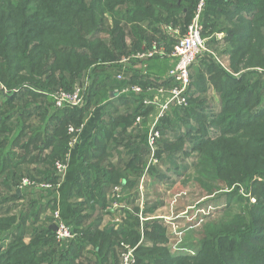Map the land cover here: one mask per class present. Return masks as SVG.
I'll return each instance as SVG.
<instances>
[{
    "label": "trees",
    "instance_id": "trees-1",
    "mask_svg": "<svg viewBox=\"0 0 264 264\" xmlns=\"http://www.w3.org/2000/svg\"><path fill=\"white\" fill-rule=\"evenodd\" d=\"M197 2L0 0V264H116L123 250L113 249L117 240H137L140 227L132 210L151 153L145 124L153 109L143 96L176 83L136 72L117 85L114 77L123 65L118 60L126 49L148 44V30L159 34L163 21L185 29ZM137 17L146 33L130 24ZM200 20L202 34L211 36L206 47L227 43L228 59L222 66L203 53L190 67L186 103H171L155 125L157 161L147 172L178 174L205 158L218 182L244 186L255 203L231 190L227 202L241 207L231 218L207 224L192 255L170 253L160 219L144 222L151 243L135 249V264H264V0H204ZM165 35L170 51L174 42ZM85 81L82 106L54 108L56 89ZM133 83L143 92L109 99L115 86L119 91ZM210 89L218 102L208 96ZM97 108L94 132L69 152L65 172L58 174L54 163L65 160L72 137L67 128L84 126ZM22 137L27 141L21 147L37 152L29 149L20 162L5 145H19ZM191 154L195 160L186 163L183 157ZM23 177L32 183L19 190ZM116 186L120 197L114 196ZM115 201L124 208L111 209ZM161 204L147 201L141 212L152 215ZM54 211L72 238L56 240L50 228ZM119 217L115 226L112 220Z\"/></svg>",
    "mask_w": 264,
    "mask_h": 264
},
{
    "label": "rangeland",
    "instance_id": "rangeland-1",
    "mask_svg": "<svg viewBox=\"0 0 264 264\" xmlns=\"http://www.w3.org/2000/svg\"><path fill=\"white\" fill-rule=\"evenodd\" d=\"M178 2H180V0H178ZM197 4L198 2L196 3L195 8L197 7ZM192 15H194V13H192ZM109 18L111 21L112 18L111 17ZM141 19L142 18L137 17L136 23H130V24L133 25L132 27H135V26L137 27L139 26V24L140 25L142 24L140 22ZM160 20H162V18H160ZM189 22L187 21V24ZM160 24L162 26L158 25L159 27H162V28L166 27L167 32H170V34L173 35L174 38L169 37V41L171 40L172 42H174L178 36L180 37L181 35L185 33L186 26H187V24L184 23V25L185 24L186 25L184 26L185 29H183L182 25L176 24V25H179V26H176L174 25L173 21H169L168 23L163 21ZM152 25H155V23H152ZM139 28H140L139 34L146 33V29L140 26ZM160 31L161 32H158L159 34H156L157 35L156 37H154L151 33H149L148 34L149 43L143 44V45L141 44V46L139 45L138 47H136V49H134V51L149 49L152 43L154 42L157 43L159 41L164 42V45H168V42L165 39L161 38L163 34V30H161V28H160ZM219 34H220L219 32H216V35H219ZM209 37L211 36L210 35L206 36L202 34V38L205 41ZM217 37L219 38V41L223 40L222 36H217ZM127 42H129V37H127ZM214 48L215 49H212L211 51L213 58L218 63H220L222 66L225 65L226 60L228 59V56L226 55V52H225L229 48L228 44L227 43L226 44L217 43L214 46ZM130 50L131 49H126L125 51L126 53L122 54V56L130 53ZM145 62L146 61H144L143 63ZM138 64H142V63H138ZM134 67H135V63L132 62V63H129L128 65H123L122 69H120V73L118 72L119 74L115 72L116 74L114 73L115 74L114 78L116 80V84L118 85L119 83L123 82L124 80L123 76L125 75L124 72H127L128 68H129V71H131L133 69H136ZM171 68L169 66L168 69H171ZM167 71L165 72V74L167 73ZM89 72H91V74L94 75L96 73V70L95 71L91 70ZM195 72L196 71L193 68L191 74L194 75V78L196 76ZM163 75L154 76V75L147 74V77L158 78V77H162ZM87 80H89V78ZM86 82L88 83L89 81H86ZM131 85H134V83ZM208 86H209V83H208ZM194 87L193 88L190 87L191 91L189 93L195 92ZM1 88L2 90L5 91V93H7L3 86H1ZM114 88H116V86ZM59 89H62L63 91H68L67 89H64V88H59ZM59 89H56L53 92V94L59 91ZM150 89H153V88H150ZM141 90L142 91L140 93L143 92L142 88ZM208 92H209L208 96L214 97L213 95L214 91H212V89H210ZM155 93H157V91ZM120 94L121 93H119L118 95ZM150 96L151 95L149 94L144 95L143 98L149 99ZM51 97L53 98V96ZM53 105H54V108H58L55 106L54 100H53ZM169 106L162 111V114L160 116H158L159 111H160L159 109L153 112V119L151 121L147 120V123L145 124L148 129L147 131L148 133L153 126L155 128V125L158 119L161 116L165 115V113L167 112L166 110L170 109ZM65 107H71V106H65ZM61 108H64V107H61ZM90 114L92 116L94 112H91ZM90 114L88 115V118L90 117ZM98 120L96 122V125L98 123ZM140 121H141V117H139L138 121L136 120V122H140ZM86 122L84 123V125L86 124ZM83 129H84V126H82V129L79 131V134L82 133ZM24 137L21 138L22 142H19L20 143L19 145L15 143L13 144V142H12V146L11 144L5 145V151H10L12 154L14 153V156H13L14 160H18L20 162L27 160V158L24 159V158H21V156H23L26 153V151H28L29 149H30L29 153L33 155H35V153L37 152L33 146L28 147L27 149L21 147V145L27 141L26 138ZM153 152H154V144H153V150H151L150 157L148 158L145 171L142 174V177L140 178L141 182L137 188V191H139V199L137 200L138 202L137 209L134 210L131 205H127V209H129L130 211L133 209L132 210L133 216L138 217V223H139L140 228H139V234L137 236V240L135 242L133 241L126 242L123 240L121 241L117 238L118 240L117 239L116 240L118 241V245H115V247L113 246V249H132V252L135 255V249H137L139 245L141 244L149 245L151 243L150 235L146 233V231L149 230V225L146 226L145 223L149 222L150 220L152 221L153 219H160L161 224H164L166 227V231H167L166 232L167 233L166 244H167V249L170 251V253L177 254V255H180V254L192 255L197 249L200 238L203 235L202 229L206 227L207 224L211 222L221 221V219L223 220V218L229 219L232 217L231 216L232 214H235L238 212L239 208L241 207L240 203L233 202L230 205L227 202L228 194H230L229 192H231V190L236 189V192L238 194H241L243 197H248L250 203H255V198L252 197L250 191H246V189L243 188L244 186L236 185V186L230 187L223 183L218 182L217 179L213 175L211 164L207 160H205V158H200L198 160L197 166H192L191 168L187 170H183L178 174L166 172L164 176L160 177L157 175L156 172H152V171L147 172L148 165H152L156 163L157 161V159L154 156H152ZM29 153H27L26 155H28ZM193 155L195 154H191L189 156L183 157L185 162L192 163L195 160L193 159ZM152 159H156V160H154L153 162ZM32 164L33 166H35V162H32ZM24 178L25 180H28V178L23 177V179ZM120 188L121 186H116L114 188V196L120 197ZM18 189L19 190L21 189L20 186H18ZM132 194H135V192H132ZM147 201H152V202L158 201L159 203H162V204L158 207L156 212H154L152 215L145 216L142 214L141 211L144 206V203ZM123 205L124 204L122 202L115 201L111 205V209H117L118 207L123 209L124 208ZM46 213L49 215L51 214L50 210L46 211ZM122 219H123L122 217H119L117 219L112 220V223L115 226H117L119 222H122ZM29 239H30L29 237H25L24 242L27 243ZM107 239H109V237H107ZM116 257H118L117 254H116ZM117 260L118 258L116 259V264H118Z\"/></svg>",
    "mask_w": 264,
    "mask_h": 264
},
{
    "label": "built area",
    "instance_id": "built-area-1",
    "mask_svg": "<svg viewBox=\"0 0 264 264\" xmlns=\"http://www.w3.org/2000/svg\"><path fill=\"white\" fill-rule=\"evenodd\" d=\"M204 0H199L197 7L195 8L194 15L188 23L185 33L178 36L174 41L173 47L170 51L167 50L164 42L152 43L149 49L132 51L126 55H123L118 61L119 63L125 64L130 61H141L144 59H150L153 57H172L174 63L172 68L169 70L167 77L172 78L175 81V85L170 89H165L163 87H158L156 89L157 93L166 92L169 95V99L161 106L159 115L162 114V111L166 109L171 103L176 101L178 104L186 103V90L190 85V67L196 63L198 58L203 53L212 52L206 47L205 40L202 38L203 25L200 20V13L203 7ZM217 36H223L222 33L216 35V39H219ZM88 83L85 81L82 85H76L71 90L55 92L53 96L54 104L56 107L61 108L65 106H82L84 104V93L87 89ZM142 90L139 85H130L129 87L122 88L119 93H140ZM145 103H153V100L148 99L144 100ZM139 117H137L138 121ZM82 129V126L79 128H74L69 126L67 131L72 135L71 139L68 142V151L64 161L57 160L54 163V167L58 174L63 175L66 169V160L69 156V152L72 149H76L80 143V134L79 131ZM158 137V132L154 126L150 129L147 137V144L151 150H153V144L155 138ZM153 156V153H152ZM151 160V159H150ZM156 159H152L154 162ZM150 163V162H149ZM32 182L25 180L21 181V187L30 185ZM41 186L47 188L49 184H41ZM53 224L56 225L55 237L57 241H62L70 239L73 237V233L70 228L62 221L58 211L53 213ZM194 254V253H193ZM119 264H135V257L132 252V249H123L120 253Z\"/></svg>",
    "mask_w": 264,
    "mask_h": 264
},
{
    "label": "crops",
    "instance_id": "crops-1",
    "mask_svg": "<svg viewBox=\"0 0 264 264\" xmlns=\"http://www.w3.org/2000/svg\"><path fill=\"white\" fill-rule=\"evenodd\" d=\"M159 26H162V25L160 24ZM159 26H158V29H159L158 32H160V28H161V30H163V34H166L165 37L168 38V40H169V37H173V35L170 34V32H167L166 27L162 28ZM149 33H150V31L148 30V34ZM153 36L156 37L157 35L153 34ZM129 42H131L130 38H129ZM129 42H127V43H129ZM142 45H143V43H142ZM131 50H134V49H131ZM144 61H146V62L143 63ZM132 62L135 63L134 68H136V69L129 71V68H128V72L125 74L126 76H132L133 77V76H135L136 72L139 75H141L142 77H147V74L154 75V76H157V75L161 76L164 74L165 76H167V73L170 70L168 68H169V66H170V68L172 67V65L174 63V59L172 57L166 56V57H153V58L144 59L141 61H130L129 63H132ZM129 63H125L123 65H128ZM138 63H142V64H138ZM167 69H168V71H167ZM166 71H167V73L165 74ZM119 73H117V74H119ZM147 90H149V89H147ZM119 91L116 88L111 90L110 94H109L111 96H109V99L113 100V98L118 95ZM149 93H150V95H152V99H153V103H152L153 109H152V112L149 114L150 117L148 116V121L149 120L151 121L153 119V112L158 110V109L160 110L161 106L169 99V95L166 92L160 94V93H155L153 91L152 92L150 91ZM214 100L218 102V98H216L215 95H214ZM120 108L124 109L127 107H120ZM93 112H94V114L92 116L90 114V117L88 118L86 124L84 125V129H83L82 133L80 134V143L85 141V139L92 134V132L94 131L93 129H95V127H96L95 126L96 122H97L98 118H100V115H101L100 108L94 109ZM114 158H115V156H114ZM87 250L89 251V249H87Z\"/></svg>",
    "mask_w": 264,
    "mask_h": 264
},
{
    "label": "water",
    "instance_id": "water-1",
    "mask_svg": "<svg viewBox=\"0 0 264 264\" xmlns=\"http://www.w3.org/2000/svg\"><path fill=\"white\" fill-rule=\"evenodd\" d=\"M50 228H51L53 231H55V230H56V225L52 223V224L50 225Z\"/></svg>",
    "mask_w": 264,
    "mask_h": 264
}]
</instances>
